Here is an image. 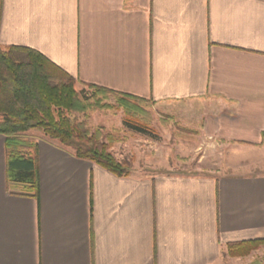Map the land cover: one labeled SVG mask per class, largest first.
I'll use <instances>...</instances> for the list:
<instances>
[{
	"label": "crops",
	"instance_id": "crops-1",
	"mask_svg": "<svg viewBox=\"0 0 264 264\" xmlns=\"http://www.w3.org/2000/svg\"><path fill=\"white\" fill-rule=\"evenodd\" d=\"M0 46L80 86L201 104L205 136L264 148V0H2ZM35 143L36 195L7 181L0 135V264H219L264 239V172L117 177Z\"/></svg>",
	"mask_w": 264,
	"mask_h": 264
},
{
	"label": "trees",
	"instance_id": "trees-1",
	"mask_svg": "<svg viewBox=\"0 0 264 264\" xmlns=\"http://www.w3.org/2000/svg\"><path fill=\"white\" fill-rule=\"evenodd\" d=\"M2 0H0L1 14ZM40 54L25 48L0 46V135L5 137L6 179L37 193L38 156L35 140L27 135L39 131L48 140L72 150L78 159L88 160L117 177H128V165L109 151L110 143L100 131L89 132L71 119L73 113L90 109H123L130 116L137 98L83 85ZM113 98L115 104L103 101ZM137 132L144 128L124 119ZM264 240L227 244L234 255H245Z\"/></svg>",
	"mask_w": 264,
	"mask_h": 264
},
{
	"label": "rangeland",
	"instance_id": "rangeland-1",
	"mask_svg": "<svg viewBox=\"0 0 264 264\" xmlns=\"http://www.w3.org/2000/svg\"><path fill=\"white\" fill-rule=\"evenodd\" d=\"M77 85V91L83 89ZM86 88H84L85 90ZM103 103L114 105L110 98ZM202 108L198 103L156 104L139 101L130 116L123 109H90L70 117L89 132L100 131V139L109 141V151L128 165L129 176L159 175L220 176L264 172V148L252 149L236 145L222 146L202 130V122L190 112ZM124 119L145 129L137 132L124 124ZM35 141L41 132L29 131ZM264 240V239H255ZM264 261V243L245 255H233L227 248L219 264H259Z\"/></svg>",
	"mask_w": 264,
	"mask_h": 264
}]
</instances>
